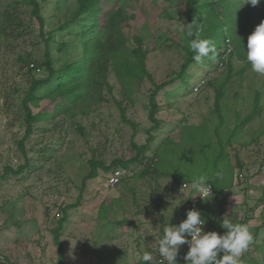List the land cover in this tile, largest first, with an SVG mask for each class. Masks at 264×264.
<instances>
[{
    "label": "rangeland",
    "instance_id": "1",
    "mask_svg": "<svg viewBox=\"0 0 264 264\" xmlns=\"http://www.w3.org/2000/svg\"><path fill=\"white\" fill-rule=\"evenodd\" d=\"M39 2L45 20L42 28L27 0H0L1 257L12 264L79 261L81 222L96 229L97 217H106L109 207L123 230L132 223V216H152L151 223H157L164 211H168L165 218L173 219L177 225V210L184 199L179 193L181 181L192 182L201 175L210 179L217 172L221 186L231 184L235 190V186L244 190L248 179H256L264 161V76L252 72L246 58H230L228 65L217 68L218 47L224 38L220 32L221 38L214 42L215 53L194 62L183 79L177 77L187 57L182 31L186 0H101L97 18L101 25L107 20V12L118 6L134 15L124 25L126 45L136 48L137 37L142 40L148 74L122 82L117 70L110 68L108 81L112 89L105 86L96 100H91L90 111L75 116L57 109L69 103L54 92L62 76L59 69L82 59L81 31L91 20L82 15L66 29L58 30L74 16L79 0ZM233 8L236 16L240 3ZM260 12L251 33L264 21V7ZM8 13L16 20L7 21ZM225 20L232 38V16ZM47 48L58 72L49 84L35 90L37 100L31 107L39 117L27 135L22 102L32 79L48 75L47 68L40 66ZM201 77L207 78L208 84L198 92L192 91ZM165 81L171 83L155 97L159 120L156 125L150 118V96L154 82ZM219 90V108L224 118L217 128L219 110L215 101ZM147 142L145 157L127 167L119 165L124 171L123 179L114 187L106 186L110 171L118 166L112 163L132 159L137 154L134 145ZM93 159L112 166L108 170L100 167L96 177L85 180ZM148 163L150 172L141 175ZM259 185L263 188L264 181ZM226 191L222 190L211 202L220 206ZM260 192L258 188L255 195L244 197L246 210L242 207L231 211L235 223L256 218L255 226L260 228L255 231L251 227L253 241L239 264H264V207ZM64 213L67 218L59 232L64 252L60 257L55 230ZM114 226L109 222L98 229L110 232Z\"/></svg>",
    "mask_w": 264,
    "mask_h": 264
},
{
    "label": "trees",
    "instance_id": "2",
    "mask_svg": "<svg viewBox=\"0 0 264 264\" xmlns=\"http://www.w3.org/2000/svg\"><path fill=\"white\" fill-rule=\"evenodd\" d=\"M100 2L101 0H79V5L74 16L57 28L58 30L66 29L71 23H74L76 19L82 15H88L89 19L91 20L90 24L81 31V45L84 49L82 59L79 61H73L72 63H67L59 69V71L62 73V76H60V82L58 83V86L54 92L55 94L61 96L63 102L69 103L66 108L63 109L57 106V109L60 111L62 110L69 112L72 114V116H75V113L82 112L85 114L86 112L90 111L92 103L91 100H96V97L101 94L105 86L109 90L112 89L108 81V73L110 68L114 67L117 70V75L122 82H124L126 78H132L135 76L141 77L145 74H148L147 68L145 66V52L142 40L137 37L138 44L136 48H129L126 45L124 25L127 20L134 15L129 14L127 10L118 6L107 12V20L103 25H101L97 21L99 13L101 12ZM27 3L33 6L32 14L35 18H37L38 22L40 23V27L42 28L44 26L45 20L41 12V4L39 0H27ZM238 3H240V10L235 16L233 5H236L237 7ZM244 4L245 0H186V9L182 19L183 25L186 23H191L194 19L198 20L206 26L204 31L201 33V38L208 39L213 42H216L219 40V38H221L220 32H222L224 35L223 45L218 47L219 60L216 63L217 68L223 67L226 64L228 65L227 62H229L228 60H230V58H246L248 37L251 34L253 24L255 25L257 21V15L261 13L260 10L262 7H264V0H260V3L256 6ZM228 15L232 16L234 22V27L232 28L231 32L233 42L231 41L232 38L228 36V32L225 27V18L228 17ZM6 17L7 21L9 19L16 20L15 17L9 13L6 15ZM206 19H209V21L207 22ZM101 32L103 33V36H101ZM185 36L187 41L185 45L187 57L179 74L177 75V77L181 79L185 77L190 66L196 62V60L193 59L194 53L189 47L190 41L194 37H188L186 33ZM46 41L49 45L50 38H47ZM230 43L233 45V47ZM227 49H230V52L226 55V57L223 58V55ZM210 54L211 53H209V55ZM45 56L44 62H42L40 66L47 68L48 75L44 78L32 79L31 87L27 90L26 96L22 102L26 111L27 135L33 131V123L39 117L33 112L31 107V104L37 100V97L35 96V90L39 85L49 84L58 72V70L53 67L51 53L48 48L46 50ZM19 59L23 62H26L23 56H20ZM221 61H223L222 66L220 63ZM28 71L33 72V69L28 67ZM172 81L173 80H171V82ZM171 82H154V88L150 96V118L153 122H155L156 125L159 124V120L156 117L158 104L155 97L161 88L167 86ZM206 84H208V81ZM221 93L222 90H219L215 101L216 107L219 110V121L216 124L217 128L223 123L224 118L221 109L219 108ZM255 101L257 105L256 108H258L260 106L258 102V96L256 97ZM134 147L137 150L135 157L130 160L118 159L116 162H113L112 165H118L117 167H119V165L127 167L131 162L141 160L143 157H145L143 154L145 150L148 149L149 142L142 145H134ZM112 165L107 166L100 160H91V170L86 176L85 180L96 177L100 167L108 170ZM148 165L149 166L146 167V170L142 172L141 175L150 172L151 163H148ZM114 168H112V170ZM153 171H156V169H153ZM214 174L213 177L209 179L212 181L210 183H212L214 187V194L212 198L219 194L222 190L228 189L232 186L231 184L221 186L217 177V172ZM193 182L194 180H192V182L190 181V183ZM260 199L263 201L264 207V186L262 188ZM226 200L227 195L225 199H221L219 203L221 216L225 210L224 205ZM212 209L213 208H211L210 202L203 203L201 214L206 221L207 231H212V228H214L213 230L218 232L221 231L223 234L226 229L221 227L220 221L222 219H218L217 213ZM261 214L264 215V208L262 209ZM66 218L67 213H64L63 219L60 220L59 228L55 230L58 233L56 234V240L60 248V257L63 256L64 250L62 242L59 240V232L61 231L63 221L66 220ZM248 220L244 219V223H246L245 221L248 223Z\"/></svg>",
    "mask_w": 264,
    "mask_h": 264
},
{
    "label": "clouds",
    "instance_id": "3",
    "mask_svg": "<svg viewBox=\"0 0 264 264\" xmlns=\"http://www.w3.org/2000/svg\"><path fill=\"white\" fill-rule=\"evenodd\" d=\"M259 3L260 0H245V4L252 6ZM205 27L196 19L182 26V31L188 37H194L189 47L194 53L193 59L197 62L216 51L213 41L201 38ZM246 61L251 65L252 72L264 76V21H261L248 37ZM209 181L204 175L195 179L191 187L196 194L190 198L199 196L205 202L209 201L213 196ZM220 223L221 227L226 229L223 234L215 230L205 231L203 226L206 221L201 212L195 208L189 209L186 219L178 225L170 224L165 227L163 237L157 241V250L162 257L160 264H176L182 245H188L189 248L184 256L185 264H239L240 257L253 241L252 226L249 223H233L227 214ZM142 260L146 264L153 261L152 253L144 251Z\"/></svg>",
    "mask_w": 264,
    "mask_h": 264
},
{
    "label": "crops",
    "instance_id": "4",
    "mask_svg": "<svg viewBox=\"0 0 264 264\" xmlns=\"http://www.w3.org/2000/svg\"><path fill=\"white\" fill-rule=\"evenodd\" d=\"M259 176V175H258ZM255 177L254 181L252 179H248L245 182L246 189L241 190L240 187H236V190L233 187H229L226 191L227 200L224 205L225 210L222 216L220 215V206L211 202L210 199L207 202H210L212 210L217 213L218 219H223L224 216L227 214L228 219L235 223L234 216L231 215V211L248 206L246 204L247 199L245 200L244 197H251L259 191L260 195L262 194V187H260L259 183L264 181V176L260 175L259 177ZM237 185V184H236ZM251 195V196H250ZM111 200L108 201L110 203ZM185 207V198L183 199V203L180 208H178L177 212H179V219L177 220V225L181 222L182 214L184 213ZM250 207V206H249ZM87 208V206H86ZM229 208V209H228ZM112 208H108L106 213V217L99 216L97 217L96 229L92 228L89 223L84 224L81 222L80 230V249L81 255L79 261H66L68 264H101V263H108V264H135L136 262L143 261L142 254L144 251L150 252L155 258L158 253V244L157 241L163 237V230L165 227L170 226V224L175 225L173 219L167 220L165 215L168 211H164L161 215V221L154 222L151 219L152 216L149 218H135L134 216L131 217L132 223L126 224V230L124 227L120 229L121 225L117 224L115 217H113L114 211L111 210ZM251 214V211H250ZM165 218V219H164ZM240 219L239 221H241ZM113 223L114 230L113 231H100L98 229L99 225H103L104 223ZM137 222V223H136ZM139 222V225H138ZM256 218H250L248 223L254 227L255 231H260L259 227H256L255 223ZM124 224H122L123 226ZM125 226V225H124ZM152 226V228H150ZM86 227V228H85ZM90 227V228H88ZM262 230V229H261ZM183 249V245L181 246L179 252ZM66 256L67 253H66ZM67 260V258H66ZM69 260V259H68ZM184 263V262H183ZM67 264V263H66Z\"/></svg>",
    "mask_w": 264,
    "mask_h": 264
},
{
    "label": "built area",
    "instance_id": "5",
    "mask_svg": "<svg viewBox=\"0 0 264 264\" xmlns=\"http://www.w3.org/2000/svg\"><path fill=\"white\" fill-rule=\"evenodd\" d=\"M229 52H230V49H227V51L223 55V58L226 57V55ZM220 63H221V66H222L223 65V61H221ZM37 69H39V68H37ZM206 83H207V79L205 77H201L194 84L193 91L194 92L200 91L202 89V87H204L206 85ZM257 173L264 176V161L259 166V168L257 169ZM123 176H124V171H123V169L121 167L114 168L108 175L106 186L114 187L115 185L120 183V181L123 179ZM236 177H238V173H236ZM184 184H185V187L183 188ZM191 185H192V183L184 181L179 186V193L181 195H183L184 198H185L184 213H183L181 221L186 219V214H187V211L189 209L195 208V209H197V210H199L201 212L202 205L205 202L199 196H197L195 198H190V197H192V196H194L196 194L194 192V190L192 189ZM210 185H211L212 192L214 194V187H213L212 183H210ZM203 227H204L205 231H207V224H205ZM188 250H189L188 245H183L182 251L179 252V254H178V257H177L178 261L176 262V264H183V262H185L184 256H185V254L187 253ZM161 259H162V257H160V255L158 254L155 258H153V261L147 262V264H160ZM0 264H12V263L8 262L5 258L0 256ZM101 264H108V263H101ZM135 264H146V262L139 261V262H136Z\"/></svg>",
    "mask_w": 264,
    "mask_h": 264
}]
</instances>
